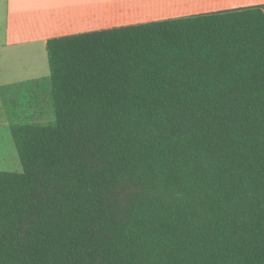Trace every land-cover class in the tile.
<instances>
[{
    "label": "trees",
    "instance_id": "16d2710c",
    "mask_svg": "<svg viewBox=\"0 0 264 264\" xmlns=\"http://www.w3.org/2000/svg\"><path fill=\"white\" fill-rule=\"evenodd\" d=\"M47 53L55 120L11 126L0 264H264V3Z\"/></svg>",
    "mask_w": 264,
    "mask_h": 264
},
{
    "label": "crops",
    "instance_id": "0c3cea01",
    "mask_svg": "<svg viewBox=\"0 0 264 264\" xmlns=\"http://www.w3.org/2000/svg\"><path fill=\"white\" fill-rule=\"evenodd\" d=\"M262 3L264 0H0V59H5L10 47L47 51L52 37Z\"/></svg>",
    "mask_w": 264,
    "mask_h": 264
},
{
    "label": "rangeland",
    "instance_id": "374dc122",
    "mask_svg": "<svg viewBox=\"0 0 264 264\" xmlns=\"http://www.w3.org/2000/svg\"><path fill=\"white\" fill-rule=\"evenodd\" d=\"M49 77L47 51L10 47L5 59H0V171L23 170L12 124L55 120Z\"/></svg>",
    "mask_w": 264,
    "mask_h": 264
}]
</instances>
